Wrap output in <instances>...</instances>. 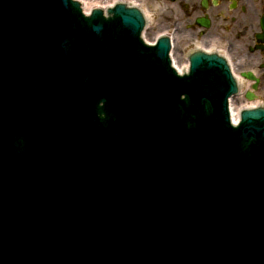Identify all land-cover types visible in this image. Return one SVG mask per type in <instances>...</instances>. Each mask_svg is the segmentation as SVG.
<instances>
[{
    "label": "water",
    "instance_id": "95a60500",
    "mask_svg": "<svg viewBox=\"0 0 264 264\" xmlns=\"http://www.w3.org/2000/svg\"><path fill=\"white\" fill-rule=\"evenodd\" d=\"M79 1L0 0V264H264V105Z\"/></svg>",
    "mask_w": 264,
    "mask_h": 264
},
{
    "label": "flooded vegetation",
    "instance_id": "af4514ba",
    "mask_svg": "<svg viewBox=\"0 0 264 264\" xmlns=\"http://www.w3.org/2000/svg\"><path fill=\"white\" fill-rule=\"evenodd\" d=\"M147 1L153 15L164 14L173 24L175 46L184 45L181 56L190 49L189 39L192 45L194 39L200 40V44L212 46L230 60L236 59V64L250 65L239 73L253 71L264 80V0Z\"/></svg>",
    "mask_w": 264,
    "mask_h": 264
},
{
    "label": "rangeland",
    "instance_id": "374dc122",
    "mask_svg": "<svg viewBox=\"0 0 264 264\" xmlns=\"http://www.w3.org/2000/svg\"><path fill=\"white\" fill-rule=\"evenodd\" d=\"M82 2V5L83 4H88L90 2H93L94 4L93 5H104L106 3H111L113 0H80ZM126 1H130L132 2L131 0H126ZM135 1V3H137V5L140 6L141 9H144L147 11V14H148V25L149 27L147 28L146 32H145V36L148 40H151L154 36L155 33H160L162 32L161 30L167 32L168 34H171L173 35L174 38L177 39V34L175 33L174 34V31L172 32L173 29H175L172 25V23L169 21V18L167 16H165L164 14L161 15V16H156V15H152L151 14V10L152 8L151 5L149 4V1H142V0H133ZM193 42H196V40L194 39ZM197 42H200V40H198ZM178 43V41H177ZM176 45V41L174 43ZM193 46L192 44H190V39L188 40V47H191ZM182 47L180 43L177 44V46L174 47L173 49V53H174V60H176L177 62H184L183 61V57L185 56H181V50H182ZM186 50V49H184ZM185 52V51H184ZM232 63L234 64L233 66L236 68L235 70L238 71L239 69H245L247 67H249L250 65L248 64H236V59L233 60L231 59ZM178 65H180L179 63H177ZM264 80H262L259 85H258V88L256 90V97L254 99V101H259L260 103H264V83H263ZM248 81H243L241 82V87H242V90L243 91H246L247 89V86H248ZM244 98V97H243ZM243 98L240 96L238 97H234L232 98L231 100V104H232V108L233 109H236L238 107H240L241 104H243Z\"/></svg>",
    "mask_w": 264,
    "mask_h": 264
},
{
    "label": "bare ground",
    "instance_id": "6f19581e",
    "mask_svg": "<svg viewBox=\"0 0 264 264\" xmlns=\"http://www.w3.org/2000/svg\"><path fill=\"white\" fill-rule=\"evenodd\" d=\"M93 2H90L89 5L88 4H83V8L84 10L87 12L89 11L94 5ZM107 5V3L105 4V6ZM163 31V30H161ZM157 33L154 34V37L153 39L156 37ZM200 46H204V45H200ZM209 49H212V47H207ZM174 62V66L176 68V70L178 72H182L183 71V68L184 70H186L188 68V62L187 60H185L184 62H177L176 60H173ZM177 63H179L180 65H178ZM234 69V68H233ZM232 69V72L235 74V76L237 77V80H238V83L240 84L241 82H243V80L237 75V71L235 72V70ZM239 72V71H238ZM255 102L254 101H249L247 104H250V105H253ZM239 110H240V107L236 108V109H233L232 108V104L230 102V114H231V117H232V120L235 122L238 117H239Z\"/></svg>",
    "mask_w": 264,
    "mask_h": 264
}]
</instances>
